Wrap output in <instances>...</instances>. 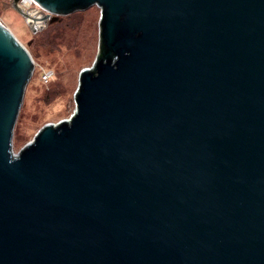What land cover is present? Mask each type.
I'll use <instances>...</instances> for the list:
<instances>
[{
	"label": "water",
	"instance_id": "95a60500",
	"mask_svg": "<svg viewBox=\"0 0 264 264\" xmlns=\"http://www.w3.org/2000/svg\"><path fill=\"white\" fill-rule=\"evenodd\" d=\"M33 1L99 6V51L16 153L36 65L0 21V264H264V0Z\"/></svg>",
	"mask_w": 264,
	"mask_h": 264
},
{
	"label": "rangeland",
	"instance_id": "374dc122",
	"mask_svg": "<svg viewBox=\"0 0 264 264\" xmlns=\"http://www.w3.org/2000/svg\"><path fill=\"white\" fill-rule=\"evenodd\" d=\"M22 6L30 17L15 8L14 0H0V21L27 46L36 65L14 129L13 149L16 153L33 140L46 123H57L75 112L80 72L94 64L100 42L101 8L97 5L60 16V23L64 21L67 26L68 38L65 41L60 38L57 43H48L42 38L53 22L33 19L40 14ZM40 66L56 72L55 79L49 84L42 81ZM48 90H51V98L44 101L42 95Z\"/></svg>",
	"mask_w": 264,
	"mask_h": 264
},
{
	"label": "trees",
	"instance_id": "16d2710c",
	"mask_svg": "<svg viewBox=\"0 0 264 264\" xmlns=\"http://www.w3.org/2000/svg\"><path fill=\"white\" fill-rule=\"evenodd\" d=\"M60 20L61 19L56 21V23L53 22L51 24L50 28H48V30L42 34V38L43 37L46 38V41L48 43L50 41H52L53 43H57V41H59L60 38H62L63 41H65V39L68 38V36L66 34L67 33V31H66L67 26L64 24V21H62L60 23ZM61 27H62V30H61ZM38 71H40V69H38ZM42 96H43V98H41L42 100L48 101L51 98V90L45 91Z\"/></svg>",
	"mask_w": 264,
	"mask_h": 264
},
{
	"label": "built area",
	"instance_id": "2783aa9c",
	"mask_svg": "<svg viewBox=\"0 0 264 264\" xmlns=\"http://www.w3.org/2000/svg\"><path fill=\"white\" fill-rule=\"evenodd\" d=\"M24 0L21 1V5H23ZM30 9L34 10L36 13L43 15L45 12L37 3L32 1ZM41 67V79L45 84H49L51 81H53L56 77V72L51 68H46L44 66Z\"/></svg>",
	"mask_w": 264,
	"mask_h": 264
},
{
	"label": "bare ground",
	"instance_id": "6f19581e",
	"mask_svg": "<svg viewBox=\"0 0 264 264\" xmlns=\"http://www.w3.org/2000/svg\"><path fill=\"white\" fill-rule=\"evenodd\" d=\"M32 1H33V0H24L23 5H24L25 7H30Z\"/></svg>",
	"mask_w": 264,
	"mask_h": 264
}]
</instances>
